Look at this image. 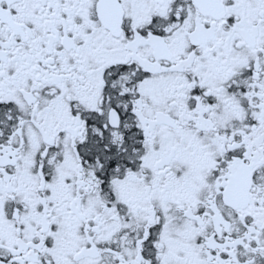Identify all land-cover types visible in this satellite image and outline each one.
I'll use <instances>...</instances> for the list:
<instances>
[{
    "label": "snow or ice",
    "instance_id": "6c2138e0",
    "mask_svg": "<svg viewBox=\"0 0 264 264\" xmlns=\"http://www.w3.org/2000/svg\"><path fill=\"white\" fill-rule=\"evenodd\" d=\"M0 264H264V0H0Z\"/></svg>",
    "mask_w": 264,
    "mask_h": 264
}]
</instances>
